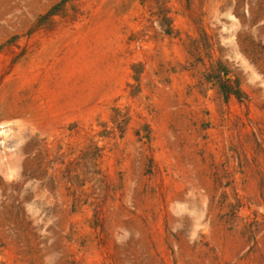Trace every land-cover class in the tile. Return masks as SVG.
I'll return each mask as SVG.
<instances>
[{
    "label": "rangeland",
    "instance_id": "1",
    "mask_svg": "<svg viewBox=\"0 0 264 264\" xmlns=\"http://www.w3.org/2000/svg\"><path fill=\"white\" fill-rule=\"evenodd\" d=\"M0 264H264V0H0Z\"/></svg>",
    "mask_w": 264,
    "mask_h": 264
}]
</instances>
